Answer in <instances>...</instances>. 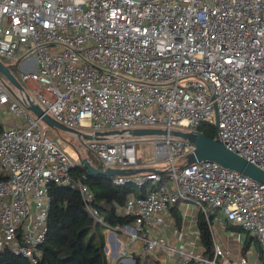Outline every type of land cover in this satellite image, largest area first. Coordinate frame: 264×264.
Here are the masks:
<instances>
[{"label": "built area", "instance_id": "2783aa9c", "mask_svg": "<svg viewBox=\"0 0 264 264\" xmlns=\"http://www.w3.org/2000/svg\"><path fill=\"white\" fill-rule=\"evenodd\" d=\"M0 61L21 66L13 75L23 88L9 92L0 78V110L19 120L0 128V250L38 264L50 185L77 191L105 226L88 174L72 177L79 159L27 109L37 106L90 136L79 140L103 168L151 169L112 177L146 194L130 195L119 213L132 223L109 231L162 254L161 264H251L216 242L232 226L264 264V185L214 162L187 164L193 147L170 135L214 127L213 139L264 173V0H0ZM134 129L166 134L135 137ZM141 143L153 147L151 160H138ZM173 209L182 225L204 215L211 257L194 242L186 249L151 235L174 222Z\"/></svg>", "mask_w": 264, "mask_h": 264}, {"label": "trees", "instance_id": "16d2710c", "mask_svg": "<svg viewBox=\"0 0 264 264\" xmlns=\"http://www.w3.org/2000/svg\"><path fill=\"white\" fill-rule=\"evenodd\" d=\"M198 131L213 139L214 127L201 125ZM87 160V158H86ZM89 161V160H88ZM89 163L101 169V164ZM85 169L75 167L71 171L74 179L85 174ZM93 195V207L98 211L105 226L98 224L87 213L77 191L68 187L50 185L48 194L50 204L47 218V233L41 245V259L38 264H109L105 254V232L108 227L121 228L132 223L133 217L122 215L123 208L130 195L145 196V188L137 190L131 185L115 186L112 178L102 175H86L84 181ZM176 225L180 217L176 210L171 211ZM198 238L204 250V257H211L213 252V238L204 215L199 213L196 220ZM228 230L241 232V229L228 226ZM249 237L245 241L244 251L249 244ZM134 264H160L151 255H134ZM0 264H30L26 259L12 254L9 249L0 250ZM186 264H200L195 261Z\"/></svg>", "mask_w": 264, "mask_h": 264}, {"label": "water", "instance_id": "95a60500", "mask_svg": "<svg viewBox=\"0 0 264 264\" xmlns=\"http://www.w3.org/2000/svg\"><path fill=\"white\" fill-rule=\"evenodd\" d=\"M17 65V62L5 65L0 61V78L6 81V88L9 92H12L11 88L23 90L20 83L10 71L11 67H16ZM27 109L51 129L63 131L70 134L71 136L76 137L77 139H91L90 136L82 135L75 130L68 129L58 124L50 117L44 115L37 106H30ZM128 133L135 137L159 136L166 134L165 131L159 129H134L128 131ZM170 135L186 141L193 147L192 152L186 158L187 164L198 162H214L223 167L241 173L244 176L258 182L259 184L264 185V173L258 167L246 162L243 158L230 152L217 139H210L201 132L183 133L179 131H172ZM78 166L84 168L85 172L90 176L102 175L107 178L117 176L127 177L146 171H151V169H105L102 166L101 169H97L93 167L88 160L81 158L79 159Z\"/></svg>", "mask_w": 264, "mask_h": 264}, {"label": "crops", "instance_id": "0c3cea01", "mask_svg": "<svg viewBox=\"0 0 264 264\" xmlns=\"http://www.w3.org/2000/svg\"><path fill=\"white\" fill-rule=\"evenodd\" d=\"M19 120L16 119L15 117H12L9 115L6 111L5 108L0 110V128L3 126H10L18 123ZM181 208V207H178ZM176 210V209H175ZM179 210V209H178ZM172 211V210H171ZM176 213L179 215L178 211L176 210ZM169 214L172 213L170 212ZM173 217V216H172ZM187 219L193 220L189 215L187 216ZM186 219V220H187ZM174 230H179L181 233H183V238L181 242L176 241V236L174 234ZM228 235H225V240L232 241V246L230 245L229 249L231 255L233 257H236L238 255H248L249 256V261L251 264H255V256L258 251L257 245L255 242L249 238V244H247V249L244 251L243 247L245 244V241L247 240L248 237H245L243 234H239L238 232H234L231 230L227 231ZM226 233V234H227ZM116 234V233H115ZM240 235L237 239V235ZM107 235H108V242H107ZM119 235V234H118ZM152 236H158L162 235L163 237L166 238L167 242L171 244L172 246L176 247H185L186 249H189L191 247V244L194 242L195 247L201 251L203 248L201 246V243L199 241L198 232H197V227H196V222L193 220V223L191 221H186L184 225H182L181 222H179V225H176L175 222L172 224H167L166 227L159 226L154 232L151 233ZM196 238V240H195ZM227 238V239H226ZM105 254L107 256V259L109 261V264H111V259L115 258L117 260L116 264H134L133 256L141 254L142 251V244L140 243H135V244H129L127 241V238L119 235L118 237L115 236L113 237V233L109 231L108 229L105 232ZM218 243H222V238L216 241ZM234 242V243H233ZM189 246V247H188ZM254 254V255H253ZM161 256L163 261V255L162 254H157ZM159 260V261H160ZM161 261V262H162ZM161 264V263H160ZM163 264H166V260L163 262Z\"/></svg>", "mask_w": 264, "mask_h": 264}, {"label": "rangeland", "instance_id": "374dc122", "mask_svg": "<svg viewBox=\"0 0 264 264\" xmlns=\"http://www.w3.org/2000/svg\"><path fill=\"white\" fill-rule=\"evenodd\" d=\"M21 66H16V67H11L10 71L12 72V74H16L17 70L20 68ZM48 128V133L53 136V137H59L62 139L63 144H64V152L65 154L72 160V161H77L78 159H86L91 161L92 164H96V159L88 152H85L82 143L79 139H77L74 136H71L68 133H65L63 131H58L55 129H51L49 127ZM136 151H137V158L138 160L144 162V161H149L153 158V147L148 145V144H137L136 147ZM187 219V218H186ZM188 221H191L193 223V220L191 219H187ZM175 222V220H174ZM118 237V234L113 233V237L115 238ZM219 239H221L220 237H218ZM227 239V238H226ZM109 238L107 235V242H108ZM222 241L224 243V245L226 247L229 248V246H232V241L231 240H225V238H222ZM234 243V242H233ZM141 255H151L154 258H157L158 260L161 259V256L157 255V254H146L144 252L141 253ZM254 255V254H253ZM111 264H116L117 260L115 258L111 259Z\"/></svg>", "mask_w": 264, "mask_h": 264}]
</instances>
